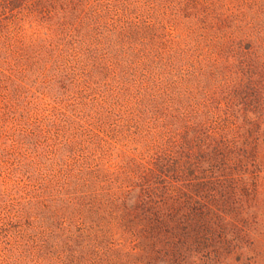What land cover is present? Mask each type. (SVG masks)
I'll use <instances>...</instances> for the list:
<instances>
[{"label":"trees","instance_id":"trees-1","mask_svg":"<svg viewBox=\"0 0 264 264\" xmlns=\"http://www.w3.org/2000/svg\"><path fill=\"white\" fill-rule=\"evenodd\" d=\"M80 51L101 100L20 126ZM0 123L17 263L264 264V0H0Z\"/></svg>","mask_w":264,"mask_h":264},{"label":"rangeland","instance_id":"rangeland-1","mask_svg":"<svg viewBox=\"0 0 264 264\" xmlns=\"http://www.w3.org/2000/svg\"><path fill=\"white\" fill-rule=\"evenodd\" d=\"M71 57L69 58L71 59ZM76 57H80L82 60L79 70L78 66H76V77L66 70L58 76L59 81L53 88L52 85L42 83L32 85L30 81L21 83V89L18 92L20 97L17 99L18 102L16 104H19L18 114L23 112L26 117L22 119L20 126L24 125L23 122L25 120L30 122L35 119L41 120L54 117L57 111L63 107L67 109V112L71 108L73 110V112L71 111L72 114L75 110L87 111L94 103L101 100L103 91L110 81L103 78L104 72L92 66V62L86 66L85 58L88 56L84 55L83 51H80ZM83 71L90 74L87 86L83 83L87 78L80 76ZM50 73L48 71V74ZM39 81L41 80L39 79ZM2 147L3 145H0V148ZM10 169V165L3 164L0 160V219L4 216L3 208L13 195L14 188L18 185V179L20 178L19 176H14L13 173V175L9 174ZM10 250L12 251L11 253ZM16 253L14 229H10L8 234H5L1 229L0 223V264H19L16 261Z\"/></svg>","mask_w":264,"mask_h":264}]
</instances>
